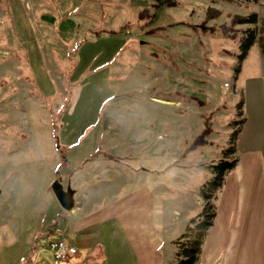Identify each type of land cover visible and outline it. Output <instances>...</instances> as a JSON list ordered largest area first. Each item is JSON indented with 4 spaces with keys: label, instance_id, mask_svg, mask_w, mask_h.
<instances>
[{
    "label": "rangeland",
    "instance_id": "1",
    "mask_svg": "<svg viewBox=\"0 0 264 264\" xmlns=\"http://www.w3.org/2000/svg\"><path fill=\"white\" fill-rule=\"evenodd\" d=\"M175 1L0 0V264H116L115 245L134 264L116 232L107 243L102 223L74 232L77 243L93 242L78 255L55 262L49 249L67 241L60 226L79 218L76 198L96 201L106 189L105 197L133 196L126 211L144 210L160 262L170 264L173 241L201 208L208 163L229 143L236 162L223 178L254 154L264 175V0ZM252 13L256 22L234 21ZM247 27L256 37L241 57ZM204 115L208 142L189 149ZM57 178L75 190L69 216L51 190ZM224 188L223 179L216 215ZM262 195L255 171L238 196L244 217ZM95 244L108 247L106 259ZM246 251L257 264L260 251Z\"/></svg>",
    "mask_w": 264,
    "mask_h": 264
},
{
    "label": "crops",
    "instance_id": "2",
    "mask_svg": "<svg viewBox=\"0 0 264 264\" xmlns=\"http://www.w3.org/2000/svg\"><path fill=\"white\" fill-rule=\"evenodd\" d=\"M238 164L240 170L237 174L227 173L225 175V188L221 196L224 198V207L222 210L221 208L219 209L220 215H216L218 211L215 213L212 225L202 245L200 254L202 264H208L217 257H220V264H254L251 252L246 251L245 255H242L243 248H248L249 251L257 248L260 251L257 264H264V199L257 196V198H260L257 201L260 202L262 200L263 205L260 202V206L255 209V212H250L248 209L249 212L246 211L244 217V201L238 198L240 194H243L244 186L247 184V180L249 181L252 177L253 172L256 171V174L258 173L262 177L264 175L260 171L255 154L254 157H249L242 164L239 162ZM108 190L102 191L101 197L98 200L96 199V201L93 197L88 201L86 196H83L85 193H82L79 198H76L77 201H81L79 205L81 211L79 214L73 213L75 217L79 215V218L73 221L72 224L69 222L68 225L65 223L60 226L66 235L67 241H71L72 243L70 244L77 248V255L78 247L85 249L91 246L93 242L88 239L89 237H81L80 243H77L73 238L74 232L82 233L83 235L95 223H98V226L102 223L106 224L101 229V232L103 231L108 235L105 234L108 238L107 243H114V238L109 236V233L116 232L120 237V241H123L125 245L127 242L129 249L132 250V254L136 259L134 264H161L160 257L156 252L159 236L157 230L153 229L151 222L149 224L146 223L144 210L142 215L140 210L133 213L127 212L126 209L130 207V201L133 196L127 199L126 195L117 196L116 194L111 197H105ZM262 196L264 197V195ZM71 210H65L66 212L63 214L69 216ZM95 220L97 221L95 222ZM69 225H75L73 227L75 231H69ZM211 242L212 248H208ZM96 245L98 248L96 250H100V258L106 259L107 254L105 253L108 251V247L105 244ZM114 249L117 251L113 255V257L115 256L116 264H125L126 256L118 251L116 245Z\"/></svg>",
    "mask_w": 264,
    "mask_h": 264
},
{
    "label": "trees",
    "instance_id": "3",
    "mask_svg": "<svg viewBox=\"0 0 264 264\" xmlns=\"http://www.w3.org/2000/svg\"><path fill=\"white\" fill-rule=\"evenodd\" d=\"M166 2L167 6L176 5L175 0H156V5L159 6ZM218 14L216 10H210L207 13V16H214ZM256 13L250 15H243L235 17V22L242 21H255L256 22ZM255 27L246 28V36L243 38L241 44L242 53L241 57L244 55L248 46L255 39ZM261 29H264V25H261ZM153 29L148 30L147 32H152ZM258 45L260 50L264 52V36H257ZM241 114V113H239ZM203 126L199 132H197L194 137L191 139L188 148H195L197 146L204 145L208 142L207 136L211 132V123L209 115H204ZM243 118L240 117L237 121L234 122L233 133L231 134L230 139L235 138L240 131ZM236 125H239L236 127ZM232 144H228L227 147L223 150V154L215 162H209L208 167L211 172V176L201 183L198 187L197 195L203 198L201 208L194 216L190 217L187 223L185 224L184 230L181 234L173 241L174 242V255L170 264H195L199 258L202 251V245L204 243L206 234L212 225L214 216H215V204L212 199L214 197L215 190L221 185L222 180L224 179V172L232 168L236 162V158H229L227 154H230L232 150Z\"/></svg>",
    "mask_w": 264,
    "mask_h": 264
},
{
    "label": "water",
    "instance_id": "4",
    "mask_svg": "<svg viewBox=\"0 0 264 264\" xmlns=\"http://www.w3.org/2000/svg\"><path fill=\"white\" fill-rule=\"evenodd\" d=\"M51 190L57 199L58 203L64 210H71L74 206V192L75 190L66 184L65 187L61 183L60 179H55L51 183Z\"/></svg>",
    "mask_w": 264,
    "mask_h": 264
},
{
    "label": "built area",
    "instance_id": "5",
    "mask_svg": "<svg viewBox=\"0 0 264 264\" xmlns=\"http://www.w3.org/2000/svg\"><path fill=\"white\" fill-rule=\"evenodd\" d=\"M49 249L55 262L65 261L77 253V249L65 239L55 238L49 242Z\"/></svg>",
    "mask_w": 264,
    "mask_h": 264
}]
</instances>
